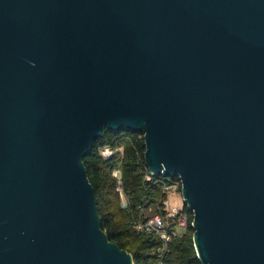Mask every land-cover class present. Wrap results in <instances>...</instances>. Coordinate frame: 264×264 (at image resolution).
<instances>
[{
  "label": "water",
  "instance_id": "1",
  "mask_svg": "<svg viewBox=\"0 0 264 264\" xmlns=\"http://www.w3.org/2000/svg\"><path fill=\"white\" fill-rule=\"evenodd\" d=\"M142 132L201 264H264V0H0V264H134L84 158Z\"/></svg>",
  "mask_w": 264,
  "mask_h": 264
},
{
  "label": "trees",
  "instance_id": "2",
  "mask_svg": "<svg viewBox=\"0 0 264 264\" xmlns=\"http://www.w3.org/2000/svg\"><path fill=\"white\" fill-rule=\"evenodd\" d=\"M105 146L113 149L122 147L123 155L117 153L105 160L100 155V148ZM145 149L142 132L107 130L95 141L91 153L84 158V164L95 189L102 229L109 240L130 253L134 264H158L155 252L161 241L152 235L137 233L132 223L139 219L141 208L161 198L163 182L177 181L179 177L155 175L151 181H146ZM115 169L121 172V188L128 205L126 209L122 206L117 180L112 176ZM183 210L189 217L187 232L173 239L162 264H201L193 242V212L185 204Z\"/></svg>",
  "mask_w": 264,
  "mask_h": 264
},
{
  "label": "built area",
  "instance_id": "3",
  "mask_svg": "<svg viewBox=\"0 0 264 264\" xmlns=\"http://www.w3.org/2000/svg\"><path fill=\"white\" fill-rule=\"evenodd\" d=\"M123 155V148L116 149L110 146L100 148V155L103 159L108 160L115 154ZM112 176L117 180L118 191L121 194L122 206L128 207L125 195L122 192L121 172L115 169ZM155 176L151 172L146 174V181H151ZM182 193V182L179 178L177 181L163 182L162 196L160 199L145 205L140 209V217L132 223L134 231L144 235H152L161 241V246L155 252L158 258V264H162L163 257L169 252L170 244L176 237L185 235L188 228L189 217L184 213V201L181 205H175L172 197ZM175 226V227H173ZM173 228V229H172Z\"/></svg>",
  "mask_w": 264,
  "mask_h": 264
},
{
  "label": "rangeland",
  "instance_id": "4",
  "mask_svg": "<svg viewBox=\"0 0 264 264\" xmlns=\"http://www.w3.org/2000/svg\"><path fill=\"white\" fill-rule=\"evenodd\" d=\"M182 199H183L182 193L176 194L172 197V202H173V204L178 205V204L182 203ZM182 236H183V234H182Z\"/></svg>",
  "mask_w": 264,
  "mask_h": 264
},
{
  "label": "crops",
  "instance_id": "5",
  "mask_svg": "<svg viewBox=\"0 0 264 264\" xmlns=\"http://www.w3.org/2000/svg\"><path fill=\"white\" fill-rule=\"evenodd\" d=\"M182 203L178 204V205H181Z\"/></svg>",
  "mask_w": 264,
  "mask_h": 264
}]
</instances>
